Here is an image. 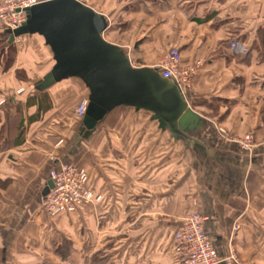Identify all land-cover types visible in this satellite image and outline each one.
<instances>
[{
    "label": "crops",
    "instance_id": "1",
    "mask_svg": "<svg viewBox=\"0 0 264 264\" xmlns=\"http://www.w3.org/2000/svg\"><path fill=\"white\" fill-rule=\"evenodd\" d=\"M80 1L106 17L105 39L133 66L155 68L176 47L183 66L201 63L185 91L195 116L162 130L151 113L121 107L88 136L75 111L90 92L71 78L44 92L53 107L28 123L37 106L26 103L40 92L17 79L22 55L0 67V264H179L173 236L195 212L221 264H264V0ZM221 127L228 138L251 133L253 150ZM66 161L90 174L101 200L49 217L41 197Z\"/></svg>",
    "mask_w": 264,
    "mask_h": 264
},
{
    "label": "water",
    "instance_id": "2",
    "mask_svg": "<svg viewBox=\"0 0 264 264\" xmlns=\"http://www.w3.org/2000/svg\"><path fill=\"white\" fill-rule=\"evenodd\" d=\"M20 28L7 29L8 43L24 36L39 35L53 52L55 65L34 90L75 78L89 89L88 108L82 127L91 135L108 114L127 107L153 115L162 130L184 129L195 116L182 89L155 68L136 67L124 49L105 39L106 17L80 0H47L26 10ZM53 186L48 181L46 196Z\"/></svg>",
    "mask_w": 264,
    "mask_h": 264
},
{
    "label": "built area",
    "instance_id": "3",
    "mask_svg": "<svg viewBox=\"0 0 264 264\" xmlns=\"http://www.w3.org/2000/svg\"><path fill=\"white\" fill-rule=\"evenodd\" d=\"M46 0H0V31L15 30L26 22V10ZM201 63L183 66L181 51L178 47L170 49L159 61L155 69L162 77L172 79L182 92L191 88L192 79L199 73ZM88 98L83 99L75 111V116L83 118L88 108ZM225 138L250 153L255 146L250 133L242 138H228L225 128H219ZM55 160V158H53ZM53 186L46 196L41 197V208L49 217L75 213L90 204L101 200L90 187V174L74 162H60L49 172ZM207 218L200 213L186 215L180 228L173 236V254L179 264H221L219 254L206 234ZM238 230V228H236ZM228 262L239 263L234 251Z\"/></svg>",
    "mask_w": 264,
    "mask_h": 264
},
{
    "label": "rangeland",
    "instance_id": "4",
    "mask_svg": "<svg viewBox=\"0 0 264 264\" xmlns=\"http://www.w3.org/2000/svg\"><path fill=\"white\" fill-rule=\"evenodd\" d=\"M29 39H33V40H30L29 42H27L25 38H22L20 40L18 39V41H16L17 46L15 45L16 47L12 53L16 55V58H18L19 54L22 55L23 60H21V63L19 65L25 67V68H21L20 71L19 70L16 71V72L19 71L20 73L19 76L16 73L17 79L26 85L30 84L28 86L31 89H35L37 83L41 81L40 80L41 75L51 67L50 63L48 65L47 59L49 57L53 58V52L50 49V47H47L45 45L44 39L42 37H39L38 35H36L34 36V38L31 37ZM14 67H16V63L14 64L12 69ZM1 72L7 73V71H4L3 68H1ZM21 108L22 107L20 106L19 109L22 111L21 114L19 113V116L17 120L14 121V123H12L13 121L11 122L10 127H13L14 125L16 126L19 124L20 122L19 120H21L20 118L23 117L24 115L23 109ZM14 128L11 129L12 131L11 133L13 134L11 136V141L14 139V135L16 133V131L14 133ZM25 133H26V130H25Z\"/></svg>",
    "mask_w": 264,
    "mask_h": 264
},
{
    "label": "trees",
    "instance_id": "5",
    "mask_svg": "<svg viewBox=\"0 0 264 264\" xmlns=\"http://www.w3.org/2000/svg\"><path fill=\"white\" fill-rule=\"evenodd\" d=\"M10 35L5 34V31H0V67L4 69V71L10 70L14 64L16 63V55L12 52L15 49V44H9ZM18 76L20 75L19 71L16 72ZM20 78V77H19ZM27 108H31L34 106H37V113L30 117L28 120V123L37 122L42 115L49 112L53 105L51 104V100L49 99V96L45 93H40L36 95V97H32L27 101ZM21 110H19V113L21 114ZM20 122L17 126L16 130V137L13 141L14 145H21L23 144L25 140V119L23 117L20 118ZM4 132L3 130L0 131V136L2 135L3 139H0V142H4Z\"/></svg>",
    "mask_w": 264,
    "mask_h": 264
}]
</instances>
